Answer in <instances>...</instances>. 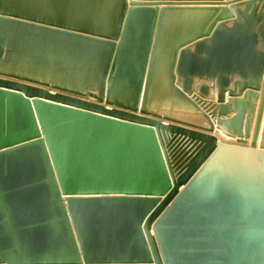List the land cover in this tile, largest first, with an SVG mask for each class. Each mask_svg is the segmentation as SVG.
Wrapping results in <instances>:
<instances>
[{
	"label": "water",
	"instance_id": "95a60500",
	"mask_svg": "<svg viewBox=\"0 0 264 264\" xmlns=\"http://www.w3.org/2000/svg\"><path fill=\"white\" fill-rule=\"evenodd\" d=\"M0 264H264V0H0Z\"/></svg>",
	"mask_w": 264,
	"mask_h": 264
},
{
	"label": "bare ground",
	"instance_id": "6f19581e",
	"mask_svg": "<svg viewBox=\"0 0 264 264\" xmlns=\"http://www.w3.org/2000/svg\"><path fill=\"white\" fill-rule=\"evenodd\" d=\"M171 114H175L178 117L185 119V120H194V122L201 124V125H207V122L200 117L198 112L191 107H184L180 101L176 102V108H174L171 112ZM197 117L201 118L202 120L197 119Z\"/></svg>",
	"mask_w": 264,
	"mask_h": 264
}]
</instances>
